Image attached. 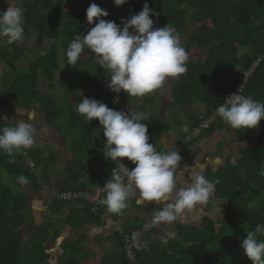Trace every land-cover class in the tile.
<instances>
[{"label": "trees", "instance_id": "1", "mask_svg": "<svg viewBox=\"0 0 264 264\" xmlns=\"http://www.w3.org/2000/svg\"><path fill=\"white\" fill-rule=\"evenodd\" d=\"M4 2L0 0V11H3ZM146 2L160 13L158 18L152 17L154 27L169 23L180 37L190 32L183 44L188 55L195 49L204 53L198 59L189 58L187 72L175 78V105L186 108L197 103L202 114L201 118L193 114L188 118V133L215 113L255 63L258 65L241 94L264 103V0H128L122 6H116L113 0H20L18 6L24 10L25 38L1 48L0 58L7 69L3 74L0 107L37 105L49 123L65 117L72 105L80 103L83 97L96 99L118 110L119 102H114L117 96L110 93L107 84L110 74L94 63V54L85 49L77 63L69 65L66 51L76 35L85 34L92 27L86 18V9L91 3L109 12L110 15L103 19L123 27L121 21L139 13ZM31 31H36V38L34 46L28 49L25 41ZM30 50L36 51L38 56L24 66L22 62L29 58ZM61 57L70 81L63 105L53 95ZM160 93L161 88L144 95L143 101L153 105ZM72 117L69 120L80 123L83 142H93L91 133L99 121L88 122L79 114ZM221 123L227 124L218 117V121L202 134L213 133ZM1 125L12 126L0 122ZM237 138L247 146L240 150L236 164H230L223 177L217 178V195L227 205L226 215L216 222L207 218L201 227L187 229L181 241L176 242L174 252L170 256L165 254L154 264H253L241 245L247 233L255 231L257 224L264 225V175L261 174L264 172V120L257 129H237ZM25 152L35 159L36 166L42 164L43 158L34 148L15 154V163H9L10 157L0 153V264H51L43 246L50 226L43 225L29 243L23 234L29 208L23 191L25 185L17 178L22 175L28 179V184L37 185L36 171L27 166ZM93 164L101 170L106 169L101 179V185H104L111 178L115 163L102 153ZM2 171L14 178L18 190L5 185ZM66 185L58 195L78 192L85 186L77 187L71 182ZM79 204L84 205V220L93 223L108 212L102 210L95 215L86 202ZM128 233L125 234L137 246L133 232ZM257 239L264 242V235L257 234ZM137 253L139 263L143 264L139 250ZM124 260L128 264L125 256Z\"/></svg>", "mask_w": 264, "mask_h": 264}, {"label": "clouds", "instance_id": "2", "mask_svg": "<svg viewBox=\"0 0 264 264\" xmlns=\"http://www.w3.org/2000/svg\"><path fill=\"white\" fill-rule=\"evenodd\" d=\"M128 0H113L116 6ZM110 14L96 3L86 9L88 25L85 34H78L66 51L68 64H76L85 49L94 54V63L110 74L108 87L111 92L126 93L129 97H142L159 90L169 78H179L187 72L188 53L181 45L179 33L171 25L154 27L152 17H159L146 2L143 9L126 20L123 27L115 21L103 19ZM98 20V23L96 21ZM24 10L19 6L0 11V46L12 45L24 40ZM243 85L216 108V114L233 129H257L264 120V103L241 94ZM118 103V98L114 101ZM78 114L91 122L98 120L106 137L102 152L106 159L115 163L111 178L104 184L106 205L109 213L123 214L129 201L160 205L143 225L145 231L160 225H171L191 213L197 206L214 198L219 180H209L199 165L185 166L189 179L182 180V157L177 150L163 153L157 145L149 143L148 127L143 114L117 111L96 99L83 97L77 105ZM26 117L15 121L13 126L0 127V153L15 163V154L35 145L36 127L34 112H19ZM123 158L135 164L129 169ZM264 175V172L261 173ZM18 182L27 185L28 179L19 176ZM257 234L264 235V225L257 224L254 232H248L242 248L253 264H264V242ZM175 234L169 232L163 243ZM135 239V237H133ZM137 246L146 247L137 242Z\"/></svg>", "mask_w": 264, "mask_h": 264}, {"label": "crops", "instance_id": "3", "mask_svg": "<svg viewBox=\"0 0 264 264\" xmlns=\"http://www.w3.org/2000/svg\"><path fill=\"white\" fill-rule=\"evenodd\" d=\"M0 62L4 64L1 58ZM4 71L1 73L0 91ZM58 85L59 72L57 73V87ZM69 85L65 88L64 98L67 95ZM173 89L170 98L173 105L177 106L173 101ZM54 92H56L54 98L62 105L57 97L61 93ZM162 95L161 89V93L155 102L160 101L159 98ZM78 104L74 103L72 110L67 111L65 118H67L68 123L65 126L63 121H59L60 119L53 123L47 122L37 105L29 108L0 107V122L12 126L15 121L21 120L20 118H26L21 116L19 112L35 113L34 124L37 131L35 145L32 148L35 149L36 153L41 154L43 161L35 169L37 185L28 184L23 187L29 208L27 224L23 234L26 243H29L43 225L50 226L49 236L43 244L47 255L50 257L49 263L125 264L123 235L132 231L139 243H146V247L138 246L143 264H154L157 259L164 257L165 254L170 256L174 252L177 248L176 242L181 241L187 229L201 227L203 221L207 218L215 222L220 219L215 220L213 217L221 204L225 203L223 199L218 197L217 188L213 199L204 205L197 206L191 213L186 214L182 220H178L171 225H160L149 231H145L143 225L155 211L159 210L160 205L155 203L138 205L136 203L138 197L129 201V207L123 211V214L103 213L95 223L84 220V205L64 203L58 200L59 191L66 183L77 184V187L80 184H85L84 190L81 191H91L101 185V179L106 173V169L101 170L93 164L94 159L103 153L102 149L106 141V137L103 136V128L100 124H97L96 129L91 133L93 142L89 141L87 144L83 142L84 134L80 130V123L76 124L78 120H69L74 118L72 116L78 114L76 111ZM155 104H153L154 107L151 110L152 114L154 110L159 109V106ZM191 105L186 108L177 106L180 112L183 113V115H177L179 125L182 128L177 135L179 139L174 140L173 146L168 152L177 150L181 155L182 160L179 171L182 174V180L189 179L188 172L183 171L184 167L191 168L194 165L201 166L200 170L209 180H217V178L223 177L230 164H236L240 150L246 147L247 144L238 141L237 129L223 123L219 124L211 134H202L201 132L197 138L191 141L187 137H183L184 134L188 135L189 132L188 118L192 114L200 118L202 116L197 105L195 109L191 108ZM140 109L142 112L146 111L143 107ZM118 110H120V103ZM172 110L166 111L165 115H163L162 110L158 112V116L168 117L171 115ZM196 111L200 115H197ZM166 124L171 125L172 122ZM64 127L68 128L67 132H65ZM86 135L88 137L89 134L86 133ZM192 141L194 142L192 143ZM123 163L130 170L135 167L127 158H123ZM38 199L39 201H35ZM169 232L175 235L168 239V243L165 244L162 241Z\"/></svg>", "mask_w": 264, "mask_h": 264}, {"label": "rangeland", "instance_id": "4", "mask_svg": "<svg viewBox=\"0 0 264 264\" xmlns=\"http://www.w3.org/2000/svg\"><path fill=\"white\" fill-rule=\"evenodd\" d=\"M10 4H12L13 6H18L20 4V0H5L4 4L2 6L3 11H6L7 8L10 7ZM189 35H190V32H186V33H184V35H182L180 37L182 46L185 43V41L189 38ZM35 38H36V31H31L30 36L25 41L26 47L28 49H31L34 46ZM1 48H2V46H0V51H1ZM201 54H204V53L196 51V49H195V50H193L192 55H188V56H189V58H192V59H198L199 57L202 56ZM27 56H29V58L22 62V65H24V66L29 65V63L38 56V53L36 51L30 50ZM60 66H61L59 69L60 71H58L59 72V85H58L56 91L58 93H61L57 97L63 105L65 102L64 101V99H65L64 93H66L65 88L69 85V79L67 77V72L65 69L63 57H61ZM4 69L5 70L7 69L6 66L0 62V81L2 79L1 73H3ZM174 84H175V78H169L167 80V82L161 87L163 95L161 96V98H159L160 101L158 100L157 102H154V104L156 103L159 106V109H157L156 111L154 110L153 114H152L151 110L153 109L154 105L145 103L143 101V98L145 96L129 97L126 93H123V92L121 94H116V93L110 92L111 94L116 95L118 100H119L120 110H118V111L128 112V111H130V109H132V111H134V112H138V113L143 114V116L145 117L143 122H145L147 127H148V135L150 137L149 143H151L153 145H157V150L160 152H163V153L168 152L172 148V146H173L172 143H174L175 139L176 140L179 139L177 135L180 133V130L182 128V126L179 125L180 122H178L179 118L177 117V115L178 114L183 115V113L180 112V109L177 106L173 105V103L171 102L172 100L170 98ZM44 87H45V84H44ZM54 93H56V92H54ZM54 93H53V95H54ZM54 97H55V95H54ZM196 105H197V103H193L190 107L195 109ZM141 106L145 108L144 109V110H146L145 112H142V110L140 109V108H142ZM169 109H173V110H172L171 115H169L168 117L162 118L161 116H158L159 115L158 112L163 110V115H165L166 111H169ZM149 113H150V115H148ZM196 114L200 115L199 112H197ZM174 115H176V116H174ZM20 119L22 120V118H20ZM59 121H63L64 126L66 125V123H68L67 118H65V117L61 118ZM170 122H172L171 125L166 124V123L170 124ZM64 130H65V132H67L68 128L64 127ZM2 174L4 177L3 179H4L5 185L8 184L9 186L14 188L15 190H18V184L15 182L14 178H12L10 175H8L4 171H2ZM25 191H27V190H25ZM35 201H39V199L35 200ZM226 213H227L226 212V205L224 203V204H221V207H219L218 210L216 211V213L213 214V217L216 220V219H219V218L225 216ZM24 229H23V231H24Z\"/></svg>", "mask_w": 264, "mask_h": 264}, {"label": "built area", "instance_id": "5", "mask_svg": "<svg viewBox=\"0 0 264 264\" xmlns=\"http://www.w3.org/2000/svg\"><path fill=\"white\" fill-rule=\"evenodd\" d=\"M257 65L258 63H255L253 68L245 73V77L241 80V83L231 91L230 95L234 93L238 94V89L242 85V91L244 90L248 78L253 74ZM237 71L240 72V69H237ZM218 117L219 116L215 111V113L205 119L203 123L200 124V126L194 128L191 133H188L187 139L191 141L192 139L197 138L203 130L209 129L214 123H216L218 121ZM24 156L27 166L31 169V171H34L36 169V162L34 161V159H32L29 153L25 152ZM103 186L104 185L97 186L91 191L64 192L58 195V200L72 204L84 201L88 205H90L91 212L95 215H97L102 210H105L107 212L108 210L106 205L102 203L103 199L105 198ZM123 237V254L128 261V264H140L138 261L137 253L138 247L133 243L132 238L129 235L124 234Z\"/></svg>", "mask_w": 264, "mask_h": 264}]
</instances>
